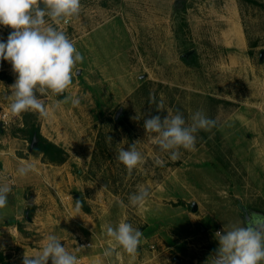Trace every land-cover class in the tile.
I'll use <instances>...</instances> for the list:
<instances>
[{"label":"rangeland","instance_id":"1","mask_svg":"<svg viewBox=\"0 0 264 264\" xmlns=\"http://www.w3.org/2000/svg\"><path fill=\"white\" fill-rule=\"evenodd\" d=\"M81 3L78 18L57 26L84 57L66 93L80 99L78 107L61 105L48 120L31 112L13 118L5 98L16 74L0 61L8 77H0V149L4 138H18L13 147L37 168L21 178L22 208L8 196L10 209L0 210V252L6 263L22 264L56 234L80 264H211L215 233L244 219L241 207L264 214V0ZM11 31L0 26V40ZM150 95L186 120L202 109L218 126L198 133L197 150L173 161L146 136L144 119L167 115ZM44 99L52 106L63 97ZM34 124L68 153L65 163L47 165L31 153ZM137 140L146 163L129 176L116 152ZM138 185L152 193L142 211L128 201ZM121 219L143 232L134 261L103 256L102 226Z\"/></svg>","mask_w":264,"mask_h":264},{"label":"clouds","instance_id":"2","mask_svg":"<svg viewBox=\"0 0 264 264\" xmlns=\"http://www.w3.org/2000/svg\"><path fill=\"white\" fill-rule=\"evenodd\" d=\"M82 7L81 0H0V26L12 29L6 42L0 40V61L9 62L16 74L10 94L5 98L10 101L8 111L13 118L31 112L48 120L61 105L79 106L80 99L66 93L78 77V65L83 63L84 57L66 32L57 26L78 18ZM48 95L63 99L49 106L44 99ZM149 103L156 105L157 112L167 115L162 119L160 115L149 114L143 125L146 136L173 161L179 158L181 150L196 151L198 133L210 132L219 123L202 109L193 111L186 120L179 110H165L163 101H158L154 95H150ZM107 140L111 142V137ZM126 143V140L121 142ZM142 144L137 140L127 150L118 147L116 159L125 166L129 176L142 170L146 163L144 153L137 147ZM155 163L162 166L164 162L156 156ZM36 171L34 163L22 161L16 175L27 178ZM10 182H0V210L8 207ZM106 190L107 186L103 185L100 192ZM151 195L148 187L138 185L128 201L142 211ZM70 199L73 201L71 196ZM82 208V202L76 200L75 213L79 214ZM102 227L108 241L103 251L105 258L125 254L134 261L138 257L144 242L139 228L124 219L116 225L105 223ZM215 239L218 248L209 258L211 264H264V214L251 212L244 219L224 225L215 233ZM49 261L51 264H80L79 257L70 252L56 234L47 235L34 255L25 253L22 264H49Z\"/></svg>","mask_w":264,"mask_h":264},{"label":"crops","instance_id":"3","mask_svg":"<svg viewBox=\"0 0 264 264\" xmlns=\"http://www.w3.org/2000/svg\"><path fill=\"white\" fill-rule=\"evenodd\" d=\"M18 138L14 137V140L12 138H4V148L0 149V182H3L5 180H10V187L12 188L11 193H9L8 196H10V199L12 200V204L15 206H18L19 209L22 208L23 202L19 195V192L21 190V178L16 175V169L20 166L22 161H27L22 157L20 151L13 147V144L15 145L14 141H17ZM10 143V147H8L6 144ZM32 156V154H30ZM43 158V155L40 154V159ZM30 159V158H29ZM29 162H33L32 160H29ZM50 165V163L47 161V165ZM10 199L8 201V207L6 210H9L11 207Z\"/></svg>","mask_w":264,"mask_h":264},{"label":"trees","instance_id":"4","mask_svg":"<svg viewBox=\"0 0 264 264\" xmlns=\"http://www.w3.org/2000/svg\"><path fill=\"white\" fill-rule=\"evenodd\" d=\"M0 77L3 80L8 79L5 74H0ZM30 141L32 143L33 138L36 137V142L32 149H30L33 155L42 154L43 157L49 162L53 164H63L67 160V152L57 144L53 143L46 137H44L40 131V128L37 125H33V127L29 131ZM0 264H8L5 261V256L2 252H0Z\"/></svg>","mask_w":264,"mask_h":264},{"label":"water","instance_id":"5","mask_svg":"<svg viewBox=\"0 0 264 264\" xmlns=\"http://www.w3.org/2000/svg\"><path fill=\"white\" fill-rule=\"evenodd\" d=\"M193 52H189L188 54L185 55V58H188L190 55H192ZM263 56V55H262ZM36 142V137L33 138V141L31 143L30 149L33 148L34 143ZM244 217L249 213L248 210L245 207H241ZM198 210L197 204L193 203V211L196 212ZM26 217L29 218V212L26 213Z\"/></svg>","mask_w":264,"mask_h":264},{"label":"built area","instance_id":"6","mask_svg":"<svg viewBox=\"0 0 264 264\" xmlns=\"http://www.w3.org/2000/svg\"><path fill=\"white\" fill-rule=\"evenodd\" d=\"M6 117H7V116H6V115H4V116H3V120H5V118H6ZM87 246H90V245H87Z\"/></svg>","mask_w":264,"mask_h":264}]
</instances>
